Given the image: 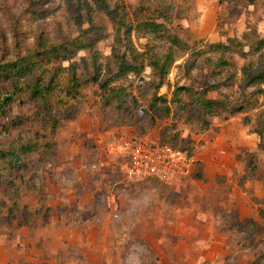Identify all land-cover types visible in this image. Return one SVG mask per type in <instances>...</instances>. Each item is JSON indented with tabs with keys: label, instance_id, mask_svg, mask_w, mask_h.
I'll return each mask as SVG.
<instances>
[{
	"label": "rangeland",
	"instance_id": "obj_1",
	"mask_svg": "<svg viewBox=\"0 0 264 264\" xmlns=\"http://www.w3.org/2000/svg\"><path fill=\"white\" fill-rule=\"evenodd\" d=\"M37 1L31 4L30 0H0V62L25 57L40 37L48 42H62L79 36L92 25L106 27L107 32L96 46L102 57L111 53L115 25L98 2ZM108 1L111 7H126L127 22L154 18L167 23L172 32L191 45L226 42L228 37L243 33L249 40L264 36V0L256 4L242 0L236 16L227 1L165 0L172 9L167 19L158 18L156 8L162 13L163 5L156 0ZM132 38L140 50L147 43L135 31ZM83 58H88L87 50L79 51L74 61ZM181 62L180 59L175 63L160 96L171 99L177 85L193 83L203 91L212 84L209 68L197 69L190 82L178 67ZM244 62L234 54L238 77ZM63 65L69 66L70 62ZM150 73L147 68L146 80ZM81 91L84 96L73 102L72 115L64 113L66 117L61 119L55 136L59 145L55 161L36 176L37 181L44 178L45 196L24 187L19 211L11 213L13 201L0 188V264H146L150 256L144 251L141 230L129 231L125 224L132 219L138 226L143 220L144 225L149 221L163 223L159 228L163 233L167 231L169 237L168 230L178 226L185 238L187 226L178 220L183 222L194 213L218 217V223L210 224L211 230L227 234L232 264H251L264 253V219L259 214L264 209V146H260L257 133L262 127L258 117L264 110L263 96L256 107L234 116L211 117V129L202 131L198 125L185 122L184 116H175V112L152 122L149 100L141 96L139 103L146 109L145 114L139 110L133 122L127 120L119 126L113 113L108 115L101 109L93 86L86 85ZM238 94V86L207 93L212 99L231 100ZM14 106V112L21 108L30 111L28 105ZM142 131L176 146L192 148L194 168L181 183L171 187L155 180H127L121 170V158L112 155L107 146ZM218 158L225 164L224 172H206L215 169L213 164ZM250 161L253 163L249 167ZM34 172L30 165L24 169L27 178ZM247 216L254 217L257 228H233ZM206 222L197 233L190 231L191 235L207 236L210 229ZM226 223L232 227L226 228ZM168 257L172 258V254Z\"/></svg>",
	"mask_w": 264,
	"mask_h": 264
},
{
	"label": "trees",
	"instance_id": "obj_2",
	"mask_svg": "<svg viewBox=\"0 0 264 264\" xmlns=\"http://www.w3.org/2000/svg\"><path fill=\"white\" fill-rule=\"evenodd\" d=\"M94 1L115 25L114 44L108 56L102 57L96 46L107 32L106 27L92 25L79 36L62 42H48L40 37L33 48H28L25 57L0 62V188L13 201V207L9 208L11 213L19 211L24 187L44 195V178L41 176L37 181L36 176L39 170L55 161L59 147L55 136L61 119L66 117L64 113L72 115L73 102L82 99L81 90L86 85L93 86L101 109L108 115L113 113L116 124L133 122L139 110L145 114L146 109L139 103L141 96L149 100L152 122L175 112V116H184L185 122L198 125L202 131L211 129V117L229 118L256 107L259 98L264 97V36L249 40L243 33L228 37L226 42L191 45L172 32L165 22L150 17L127 22L128 11L124 5L111 7L108 0ZM156 1L163 5L162 13L156 8L158 18H169L170 6L165 0ZM220 1H227L232 15H238L242 0ZM245 1L256 4L260 0ZM134 31L139 38L147 39L141 50L132 38ZM81 50H87L88 58L74 61ZM234 54L245 60L239 70L240 77L233 63ZM180 59L178 67L187 80L192 82L194 72L207 67L212 84L203 91L193 83L177 85L172 98L167 99L160 96L159 91ZM65 61L70 65H63ZM147 68L151 69L149 80L144 75ZM235 86L239 89L235 100L212 99L207 95L209 90L221 91ZM16 103L30 106V111L21 108L14 112ZM260 112L258 120L262 129L257 133L263 147L264 110ZM28 127L30 129H26ZM181 148L194 158L192 148ZM28 165L35 168L30 178L24 173ZM259 214L264 219V209H260ZM249 225L257 228L253 217L244 218L233 228L242 230ZM251 264H264V253Z\"/></svg>",
	"mask_w": 264,
	"mask_h": 264
},
{
	"label": "crops",
	"instance_id": "obj_3",
	"mask_svg": "<svg viewBox=\"0 0 264 264\" xmlns=\"http://www.w3.org/2000/svg\"><path fill=\"white\" fill-rule=\"evenodd\" d=\"M210 164H213V162H210ZM210 164H208V166ZM213 167L215 169L212 168L210 171L209 168L206 169V172H212L213 175L222 171L224 172L225 164L221 158H218L216 159V163L213 164ZM211 216L212 215L209 213H194V215H189L184 219L183 222L178 220L183 226H187V229L184 230V234L186 235L185 238L181 237L182 229L178 226H172V228L168 230L169 232L171 231V237H169L170 234H168L167 231L163 233L159 228L163 223L158 222L152 224L153 222L149 221L147 225H144L145 220H143L139 228V226L136 225L137 222H134L132 219L131 222L128 221L129 223L125 224V228L129 231L134 229L141 230L140 236L142 239L144 238L142 241L143 248H145L144 251L150 256L146 260V264H148L149 260L152 261V264H232L230 262V250L228 248L229 240L224 231L225 221H223V225L221 224L224 232L216 233L211 230L213 226L210 224L215 225L218 223V217H214V215ZM207 218H210L208 222H206V220H208ZM205 222L210 232L205 237H196V231L199 227H203ZM120 226L121 224L118 223L117 227L119 228ZM226 228L229 227L227 226ZM190 231L196 232L195 236L191 235ZM174 234H176V237H173ZM129 247H132V243L129 244ZM169 253L172 254V258L168 257ZM152 258H154V260H152ZM141 260L142 262L145 261L144 258Z\"/></svg>",
	"mask_w": 264,
	"mask_h": 264
},
{
	"label": "built area",
	"instance_id": "obj_4",
	"mask_svg": "<svg viewBox=\"0 0 264 264\" xmlns=\"http://www.w3.org/2000/svg\"><path fill=\"white\" fill-rule=\"evenodd\" d=\"M107 148L121 158L124 176L133 182L155 180L172 187L194 168V158L187 150L149 134L113 141Z\"/></svg>",
	"mask_w": 264,
	"mask_h": 264
}]
</instances>
